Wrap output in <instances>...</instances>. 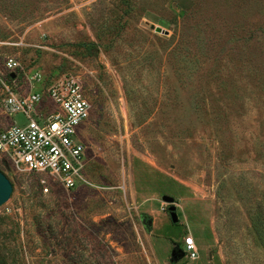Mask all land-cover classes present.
Here are the masks:
<instances>
[{
    "label": "rangeland",
    "instance_id": "1",
    "mask_svg": "<svg viewBox=\"0 0 264 264\" xmlns=\"http://www.w3.org/2000/svg\"><path fill=\"white\" fill-rule=\"evenodd\" d=\"M7 56L92 109L81 186L0 161V264H264V0H0Z\"/></svg>",
    "mask_w": 264,
    "mask_h": 264
},
{
    "label": "built area",
    "instance_id": "2",
    "mask_svg": "<svg viewBox=\"0 0 264 264\" xmlns=\"http://www.w3.org/2000/svg\"><path fill=\"white\" fill-rule=\"evenodd\" d=\"M2 69L0 161L42 173L66 189L81 186L86 144L80 130L92 109L83 81L68 74L47 83L40 70L23 66L13 56L4 58ZM17 113L24 117L23 123L9 117ZM183 244L194 257L192 236L185 237Z\"/></svg>",
    "mask_w": 264,
    "mask_h": 264
},
{
    "label": "water",
    "instance_id": "3",
    "mask_svg": "<svg viewBox=\"0 0 264 264\" xmlns=\"http://www.w3.org/2000/svg\"><path fill=\"white\" fill-rule=\"evenodd\" d=\"M11 77H14V73H10ZM13 186L11 181L8 179V177L0 170V205L3 204L4 202H6L12 192ZM162 199L167 203V210L169 211V215L171 218L172 222H176L178 220L177 217V213H176V206L173 204V197L168 196V195H163ZM145 217V216H143ZM144 219V218H143ZM145 221V225L147 229H151V223L152 220L151 218H148ZM176 249L173 247L172 251H171V255H172V260H174L175 258H179L182 253L180 254H176Z\"/></svg>",
    "mask_w": 264,
    "mask_h": 264
},
{
    "label": "trees",
    "instance_id": "4",
    "mask_svg": "<svg viewBox=\"0 0 264 264\" xmlns=\"http://www.w3.org/2000/svg\"><path fill=\"white\" fill-rule=\"evenodd\" d=\"M263 215V214H262ZM255 225V230H256V232H257V234H258V237L260 238V240H261V242H262V244H263V246H264V220H263V218H259V219H257V221H256V223L254 224ZM176 247H180V244H177L176 246H175V249H176V251L178 252V254L179 253H182L183 251H182V249H181V251L179 250V249H177ZM181 248V247H180ZM177 254V253H176Z\"/></svg>",
    "mask_w": 264,
    "mask_h": 264
},
{
    "label": "flooded vegetation",
    "instance_id": "5",
    "mask_svg": "<svg viewBox=\"0 0 264 264\" xmlns=\"http://www.w3.org/2000/svg\"><path fill=\"white\" fill-rule=\"evenodd\" d=\"M168 213H169V211H168ZM174 248H175V246H174ZM177 249H179L180 251H181V248L179 247H176ZM177 252V251H176ZM180 254V253H179ZM177 255H178V252H177Z\"/></svg>",
    "mask_w": 264,
    "mask_h": 264
}]
</instances>
